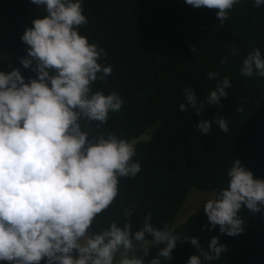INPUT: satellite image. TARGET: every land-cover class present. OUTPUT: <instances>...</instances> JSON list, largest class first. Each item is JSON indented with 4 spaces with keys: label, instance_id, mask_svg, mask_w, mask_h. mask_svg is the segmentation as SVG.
<instances>
[{
    "label": "clouds",
    "instance_id": "clouds-1",
    "mask_svg": "<svg viewBox=\"0 0 264 264\" xmlns=\"http://www.w3.org/2000/svg\"><path fill=\"white\" fill-rule=\"evenodd\" d=\"M82 1L31 0L44 17L33 20L21 36L28 48L20 64L36 77L26 82L19 69L0 71V264H162L172 259L178 241L190 242L200 253L186 264H214L229 251L218 236L204 250L198 238L181 236L173 226L156 227L151 212L133 231L137 205L131 202L121 210L122 223L106 221L107 227L93 228L116 202L121 178H135L142 169L134 159L136 141L101 131L110 114L120 113L124 99L115 91L93 90L113 68L100 63L105 50L80 33L88 23ZM242 2L185 0L193 8L217 10L221 24ZM251 3L258 8L264 0ZM231 55H239L238 50ZM239 71L264 78L261 48L248 52ZM218 76L207 73L209 80ZM231 86L224 77L203 100L194 88H185L179 110L190 107L199 115L205 105L220 106ZM213 122L229 131L223 116L199 120L196 128L208 135ZM227 176L228 186L211 193L204 212L209 231L219 226L220 234L235 237L245 231L242 209H264V180L254 179L239 159ZM152 246L158 251L150 258Z\"/></svg>",
    "mask_w": 264,
    "mask_h": 264
},
{
    "label": "trees",
    "instance_id": "trees-1",
    "mask_svg": "<svg viewBox=\"0 0 264 264\" xmlns=\"http://www.w3.org/2000/svg\"><path fill=\"white\" fill-rule=\"evenodd\" d=\"M82 3L88 23L80 33L105 50L100 63L113 68L93 90L115 91L124 99L120 113L110 114L101 131L136 141L134 159L142 169L135 178H121L116 202L98 216L100 222L93 228L107 227L106 221L122 223L121 210L131 202L137 205L133 231L151 212L156 227L173 226L181 236L198 238L204 250L218 236L229 251L214 264H264V209H242L246 227L235 237L220 234L219 226L209 231L204 210L175 224L190 198L209 195L201 192L215 195L228 186L227 172L235 159L254 179L264 180V78L245 77L239 71L249 51L259 47L264 52V5L257 8L243 0L221 24L217 10L193 8L185 0ZM40 10L31 0H0V71L19 69L26 82L36 73L20 64L28 48L21 36L33 20L44 17ZM233 49L239 55H231ZM224 58L227 63L221 62ZM210 71L219 73L217 81L207 78ZM224 77L232 86L220 106L205 105L199 115L190 107L179 110L185 88H194L203 100ZM216 116L227 119V133L214 122L208 135L196 128L199 120ZM91 134H96L94 124ZM157 251L150 247V258ZM171 255L162 264H186L200 253L190 242L178 241Z\"/></svg>",
    "mask_w": 264,
    "mask_h": 264
},
{
    "label": "rangeland",
    "instance_id": "rangeland-1",
    "mask_svg": "<svg viewBox=\"0 0 264 264\" xmlns=\"http://www.w3.org/2000/svg\"><path fill=\"white\" fill-rule=\"evenodd\" d=\"M194 192H199V191H193ZM203 194H209L207 195L206 197H200V196H193L192 198H190V200H188L184 206V208L182 209L179 217H178V220L176 221L177 223L176 226H180L182 225L183 223H185L187 221V219L192 215V214H195L199 211H203L204 210V202L207 200V199H210L213 197V195H211L210 193L211 192H208V193H204V192H201ZM196 195H198V193H196Z\"/></svg>",
    "mask_w": 264,
    "mask_h": 264
}]
</instances>
